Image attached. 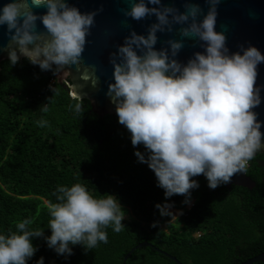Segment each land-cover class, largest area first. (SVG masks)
I'll return each mask as SVG.
<instances>
[{
	"label": "clouds",
	"instance_id": "9594fccd",
	"mask_svg": "<svg viewBox=\"0 0 264 264\" xmlns=\"http://www.w3.org/2000/svg\"><path fill=\"white\" fill-rule=\"evenodd\" d=\"M130 3V9H122L125 17L141 21L155 16L158 22L148 25L146 35L133 29L111 53L115 82L107 95L119 123L131 133L133 146L144 145L147 155L140 151L135 155L154 171L165 196L183 195V203L190 204L191 190L199 187L193 177L203 174L208 186L216 189L247 172L249 162L264 151V122L253 111L262 102L264 86L257 87V78L264 53L244 44L231 52L227 35L217 31L222 0H206V14L191 2L184 3V12L162 0ZM40 7L47 8L46 14L34 12ZM103 10L101 5L82 13L66 0H11L0 9V26H7L9 37L2 50L12 66L24 57L43 71L62 73L81 64L95 18ZM37 21L46 31H37ZM158 32H178L181 39H168L157 50ZM185 38L204 49L186 64L176 59ZM53 91L59 94L58 89ZM40 110L47 112V104ZM69 110L79 114L82 105L77 102ZM36 124L45 128L49 121L42 118ZM52 196L55 201H45L51 235L45 237L44 229L32 228L31 217L17 221L15 231H0V264H28L38 251L34 237H44L49 248L69 257L73 246L92 251L108 243V228L119 233L125 227V211L113 194L97 196L76 182L57 185ZM155 207L161 216L177 217L171 203ZM37 264H45L44 258Z\"/></svg>",
	"mask_w": 264,
	"mask_h": 264
},
{
	"label": "trees",
	"instance_id": "16d2710c",
	"mask_svg": "<svg viewBox=\"0 0 264 264\" xmlns=\"http://www.w3.org/2000/svg\"><path fill=\"white\" fill-rule=\"evenodd\" d=\"M77 102L79 114L69 110ZM46 104L48 111H41ZM42 118L48 127L37 126ZM137 151L147 155L143 144L133 146L118 115L95 114L90 102L74 98L54 71L26 58L15 66L10 60L0 64V231H15L17 221L31 217V227L50 236L45 201H55L52 193L60 184L80 182L94 195L113 194L126 215L121 232L107 229V244L87 252L73 246L69 257L49 248L44 237H34L38 251L28 264L41 257L45 264H178L160 251L181 264H242L264 253L263 151L247 168L253 189L225 184L211 189L203 174L193 177L199 187L191 190L192 207L166 230L161 227L166 216L156 204L180 209L185 196L167 198ZM144 242L152 246H139Z\"/></svg>",
	"mask_w": 264,
	"mask_h": 264
},
{
	"label": "water",
	"instance_id": "95a60500",
	"mask_svg": "<svg viewBox=\"0 0 264 264\" xmlns=\"http://www.w3.org/2000/svg\"><path fill=\"white\" fill-rule=\"evenodd\" d=\"M11 0H0V9L10 3ZM70 6L79 8L82 13H90L98 10L103 5V12L99 13L95 20L96 23L91 29L88 37V44L82 57L80 65H72L62 73H56L60 83L67 82L71 95L79 100H88L92 110L100 117L106 115H117L116 107L111 98L107 95L110 83H114V66L110 62L111 53L118 50V45H123L124 40L134 29L137 34L146 35L148 25L158 22L155 16L146 20L136 21L124 16L122 9H130V0H66ZM138 2V0H137ZM191 2L201 5L206 14L208 6L206 0H162L166 6H175L184 12V3ZM149 7H159L151 5ZM34 12L38 15L46 14L47 8H35ZM203 19V16L200 17ZM37 31H46L42 21H37ZM177 28L180 26L177 25ZM217 31H223L227 35V44L232 53L240 51L239 45L244 44L255 46L264 53V0H222L219 6V16L217 20ZM159 40L155 46L157 50L162 49L164 41L168 39L180 40L178 32L157 33ZM7 26H0V64L9 60L8 53L2 49L8 44ZM192 39L185 38V46L180 51L176 59L182 63H187L194 53L204 49ZM24 57H21L23 59ZM264 86V62L258 66L257 87ZM262 102L253 109L258 114V120L264 122V88L261 90ZM264 132V126L261 128ZM264 152V151H263ZM228 189L232 186L253 189L255 182L247 176L246 172L237 173L231 183L225 184ZM139 246H152L144 242ZM135 250L132 249L130 253ZM160 251L159 249H157ZM178 264L179 260L160 251ZM129 253V254H130ZM264 262V253L251 258L242 264H253Z\"/></svg>",
	"mask_w": 264,
	"mask_h": 264
},
{
	"label": "rangeland",
	"instance_id": "374dc122",
	"mask_svg": "<svg viewBox=\"0 0 264 264\" xmlns=\"http://www.w3.org/2000/svg\"><path fill=\"white\" fill-rule=\"evenodd\" d=\"M191 204H192V202H191L190 204L187 205V208L190 207ZM171 210L173 211V213H175V214L177 215V217H175V218L166 217V221H165L164 223L161 224V227H162L163 229H165V230L167 229V224H168V223H170V222H175V220L183 214V212H182L181 210H179V209L172 208ZM181 213H182V214H181Z\"/></svg>",
	"mask_w": 264,
	"mask_h": 264
},
{
	"label": "flooded vegetation",
	"instance_id": "af4514ba",
	"mask_svg": "<svg viewBox=\"0 0 264 264\" xmlns=\"http://www.w3.org/2000/svg\"><path fill=\"white\" fill-rule=\"evenodd\" d=\"M191 202H192V204H191L190 207L187 208V205H188V204H184L183 208H180L179 210H181V211L183 212L184 209H190V208L192 207V205H193V200H192Z\"/></svg>",
	"mask_w": 264,
	"mask_h": 264
}]
</instances>
